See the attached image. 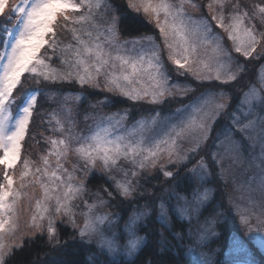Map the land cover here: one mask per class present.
Returning <instances> with one entry per match:
<instances>
[{
	"label": "snow or ice",
	"instance_id": "6c2138e0",
	"mask_svg": "<svg viewBox=\"0 0 264 264\" xmlns=\"http://www.w3.org/2000/svg\"><path fill=\"white\" fill-rule=\"evenodd\" d=\"M186 5L201 11L194 0H0V233L7 226L8 236L0 235V264H12L16 252L38 236L45 256L66 255L69 248L73 256L85 254L84 261L52 264H99L103 253L86 249L119 251L116 233L107 235L111 214L100 210L117 199L134 204L144 197L151 199L130 217L125 254L139 252L145 240L133 231L137 222L155 217L161 229L152 250L137 260L163 264L160 257L169 250H194L218 235L214 226L226 220L227 209L215 202L210 177L224 187L231 181L240 193L228 195L229 208L247 200L238 213L242 235L232 237L228 254L234 264H255L245 237L257 233L264 248V169L260 200L251 196L256 178L237 176L246 171L245 145L259 143L264 156V0H208L207 14L200 16L189 14ZM126 20L153 25L163 44L149 33L125 35ZM215 28L227 34L231 48ZM207 46L212 54L201 60ZM253 61L256 76L234 97L231 86L248 77ZM171 73L183 80L172 81ZM66 84L80 92L65 91ZM96 92L111 98L90 102L92 109L112 98L148 108L131 125L129 108L86 114L93 123L80 129L77 102ZM171 104L177 106L164 111ZM41 141L46 147L35 159ZM122 161L142 171L129 178ZM93 172L106 181L94 192L87 188ZM182 172L190 192L178 190ZM29 185H38L42 196L35 199L31 223L17 234L18 206L28 196L21 190ZM208 207L213 211L203 227L196 233L185 228ZM194 264L215 261L201 252Z\"/></svg>",
	"mask_w": 264,
	"mask_h": 264
},
{
	"label": "trees",
	"instance_id": "16d2710c",
	"mask_svg": "<svg viewBox=\"0 0 264 264\" xmlns=\"http://www.w3.org/2000/svg\"><path fill=\"white\" fill-rule=\"evenodd\" d=\"M204 2L202 0V6L201 8H204ZM139 19V18H137ZM124 34H140V33H149L153 34L157 39L159 38V31L156 29L153 25L148 24L140 20V22H136L134 20H126L124 22V28H123ZM54 63L58 65V61L54 60ZM254 66L250 67V74L249 78L251 79L254 76H256L258 69L256 67L257 63L256 61H253ZM248 79H245L246 82L240 81L238 84L231 86L232 88V94L234 97L239 95V88L245 87L247 85ZM65 91L70 92H78L80 91L79 86L77 85H64ZM94 96H97V94H94ZM40 99V98H38ZM235 103V100L233 101ZM113 107H120V108H127L131 107L134 108L139 105L131 104V102L127 100H122L121 98H114V104ZM147 107H143L142 105L137 107L133 112L135 114L141 113L145 111ZM134 119V114H132ZM39 139V137H37ZM26 146L28 144V139L26 138ZM43 148V142L41 141L39 144L35 146L33 149L34 155H37L41 152ZM184 176V175H183ZM183 176L181 175V183L178 185V190L180 192H190L191 186L187 185L183 182ZM105 179L100 174H94L90 177L89 181L87 182V187L96 190L101 184H105ZM222 183L216 187V195H215V202L218 203L219 201H223L225 209L226 201H224V197L226 196V191L223 189ZM226 198V197H225ZM227 199V198H226ZM119 200V199H117ZM114 202L113 206L115 209H118V212H120L123 215V219L125 220L127 218V214L129 212V209L132 207V204H127V208L125 209L124 206H120V202L112 201ZM117 207V208H116ZM212 207H208L206 211L203 212L202 217H205L207 214L212 213L209 210H212ZM226 220L223 223H217L214 226V230L218 233L217 236H211L207 241H210L209 244H206L202 246V248L198 247L194 250H201L203 252L208 253L214 261L215 264H234V260L230 258H225V251L233 237L232 233L233 231H237L239 234H242L241 231L238 229L237 225L235 224V217L232 212H226ZM185 228H188L191 232L194 230V223L191 220H188V222L184 225ZM174 230L178 229L180 226L179 224H175L174 222ZM158 229H161V226L156 222L155 217H151L148 219L146 224L142 225L140 228V232L145 237L144 243L141 246V249L139 252L135 254V256L131 259L126 258L124 255H117L116 259H113L109 253H107L105 250L102 249H86V252H90L94 256L97 254V252L103 253L102 255H99L98 260L99 264H139V261L137 260V257L144 251H151L152 248L150 246L154 245L155 242V233ZM62 232H64V229H61ZM165 233L167 234V229H164ZM67 233H65L66 235ZM245 239H248L245 237ZM205 241V242H207ZM204 242V243H205ZM249 243V247L251 248V251L254 253L253 258L258 264H264V255L259 253L260 251L255 246L254 242L250 238V241L247 240ZM218 249L215 253L214 250ZM194 250H190V246H182L181 249H177L176 251L169 250L166 252V254L160 259L163 261V264H194ZM46 247L44 244V241L41 237H37L34 242L31 244L25 243L22 251H17L15 259L12 261V264H52L53 260L59 261V260H67V261H84L85 260V254L82 253L79 256H73L71 255L72 249L69 248L67 250L66 255L61 253H55L48 256H45Z\"/></svg>",
	"mask_w": 264,
	"mask_h": 264
},
{
	"label": "rangeland",
	"instance_id": "374dc122",
	"mask_svg": "<svg viewBox=\"0 0 264 264\" xmlns=\"http://www.w3.org/2000/svg\"><path fill=\"white\" fill-rule=\"evenodd\" d=\"M194 2L201 3V6H202V0H194ZM203 2L205 3L204 4V8H201V11L200 12L193 11L190 7H187V5L185 6L186 7V11L189 14L193 15V16H200L201 14L206 15L207 14L206 4H207L208 0H203ZM242 2H244V0H242ZM214 31L216 33H219L221 36H223V43L228 48H231L232 47L231 42L227 38V34L223 33L222 29L215 28ZM157 42L160 43L161 45L163 44V41L160 38V36L157 39ZM211 54H212L211 53V46H207V52L205 53L204 50H201V53H200V57L199 58L201 60H207V57L210 56ZM233 55H236V54L233 52ZM163 56H164V59H165V62L167 64L168 68L171 70L174 67V65H172L170 62L167 61V53H166V50L163 52ZM252 65L254 66V63L253 62H251L249 66H252ZM249 74H250V71H249L248 77L246 79L249 78ZM171 80L172 81H175V80H183V78L176 76L175 73H171ZM242 81H244V83L246 82V80H242ZM205 83L207 84V82H205ZM214 83L215 84H218V82H214ZM79 92L80 91H78V92H72V93L73 94H76V93H79ZM95 94H97V96H94V94H93L90 98H88V99H82L80 102H77L78 103V112H79V115L77 116V120L79 122V128L80 129L85 128V125L86 124H89L90 125V124L93 123V121L91 119L85 121V115L86 114L104 113V114H109L110 115L113 112H119V111H122L124 109V108H120V107H113L112 105L114 104V102L111 103V104L102 105L99 108H95V109L90 108L89 107L90 102H94V101L100 99L101 97H109V98H111V94L110 93H106V92H96ZM112 99H114V98H112ZM139 106H141V105H139ZM139 106H136L134 108L127 107V108H129V116H128V119L126 121V125H131L132 123L135 122L136 119L139 118L140 113L135 114V112H133ZM142 106L143 107H147V105H142ZM176 106H177L176 104L165 105L164 111L167 112L170 109L175 108ZM132 114H134V119H133ZM45 147L46 146L43 144L42 150ZM245 156L247 158L246 171H244V172H242V174L238 175L237 176V179L239 181H244V180H247L250 177H255L256 178L255 179V182L252 184L253 191L251 192V196H252L253 199L260 200V198H261V191H260L259 181L261 179L262 169H264V156L261 155V148H260L259 143H257L256 146L254 148H252V149H249L248 146L245 145ZM33 157L35 159H39V155L38 154L37 155H34V153H33ZM121 163L123 164V166L125 167V169L129 172V178L135 179V178H133L131 176V173L133 171H142V170H140L138 168H133V166L131 164H128L126 162H123L122 161ZM67 167L69 169H71L72 163L69 162L68 165H67ZM94 174H99V173L93 172L91 174V176L94 175ZM181 175L183 176L184 173L182 172ZM116 178L117 179H121L122 178V174L121 173H117L116 174ZM209 179H210V182H211V186H213L214 189H215V195H216V191L218 192V190H216V187L218 185H220L221 182L218 181V180H216L214 177H210ZM34 188H35V190H33ZM88 189H90V188H88ZM223 189L226 191V196H225L226 198L228 197L229 194H232L234 197H237V198L240 196V193L233 192V187H232L231 181H229L228 187H223ZM90 190H92V189H90ZM21 191L22 192H27L28 193V196L22 195L20 205L18 206V213H17V219H16L17 234H19L20 232L24 231L26 229V226L29 223H31V214H32V212L35 211V199L40 198L42 196V192L40 191L38 185H36V186L29 185L26 189H23ZM92 191L94 192V190H92ZM160 194L161 193L159 192V190H157L156 195L159 196ZM244 195L247 196L248 193H245ZM225 197H224V201H226V206H227V208H226L227 211L226 212H232L233 213V215L235 217V224L237 225L238 229L242 233V228H241V225L239 224L238 213L240 211H243L244 210L243 209V205H245L247 203V200L246 199L245 200H239V199H237L236 200V203L241 204L242 207L239 208V209H237L236 205L233 204L231 206V208H229V205L227 203V199ZM93 199H94L93 197H89L88 198V202H92ZM150 199H151V197L138 198L135 201V203L132 204V207L129 209V212L127 214V218L125 220L123 219V215L120 212H118V209H115L114 208V206H113L114 202H111L108 207L100 210L101 212H106V213H110L111 214V217L110 218L112 220V225L110 226V230L107 233V235L111 236L112 235V232L114 231L116 233V236H117V243H118V246H119V251L116 254H110L113 259H116L117 258V255H119V256L120 255H124L128 259H131V258H133L135 256V254H134L133 256L129 257V256H127L125 254V248H126L125 242L129 239V236H128V233H127V225L129 223L130 217L134 213L135 214H138L139 213V209L141 208V206H143L146 202L150 201ZM117 201L120 202V206H124L125 209L127 208L128 202H121L119 200H116V204H117ZM222 202L223 201L221 200L218 203H222ZM29 203H30L31 207H30L29 210L26 211L25 208H26V206ZM81 207L83 208L82 205H81ZM83 210H86V209H83ZM209 211L212 212L213 209L212 210H209ZM210 214L211 213L207 214L205 217H202V215H200L199 217L193 215L189 219V220H191L194 223V230L192 231V233H196L199 228L203 227V221ZM226 216H227V213H226ZM150 218L151 217H144V218H142L133 227V231L135 232V235L137 237H143V235L140 232V228H141L142 225L146 224V222ZM77 220H82V217L80 215H78L77 216ZM0 235L5 236V239L6 240L8 239V236H7V226L5 228V232L4 233H0ZM232 235L234 237V236H240L242 234H239L237 231H233ZM210 237H211V235H209L208 239ZM247 238L248 239H246V240H248V241H250V238H251L252 241L254 242L255 246L257 247V249L260 251L259 253H261V254L264 255V248H261L259 246V243H258V239H259L258 234L255 233V232H253V233L249 234L247 236ZM210 241L205 242L204 245L209 244ZM143 243H142V245H143ZM247 247L249 249L250 259L253 260L255 262V264H258L254 260V258H253V254L254 253L251 251V248L249 247V243L248 242H247ZM200 248H202V247H200ZM102 250H105L107 252L106 249H102ZM217 250L218 249H215L214 252L216 253ZM201 252H203V251H201V250H194V260H196L197 258H199ZM204 253H206V252H204ZM206 254H208V253H206ZM224 255H225V258L233 259L228 254V247H227Z\"/></svg>",
	"mask_w": 264,
	"mask_h": 264
},
{
	"label": "clouds",
	"instance_id": "9594fccd",
	"mask_svg": "<svg viewBox=\"0 0 264 264\" xmlns=\"http://www.w3.org/2000/svg\"><path fill=\"white\" fill-rule=\"evenodd\" d=\"M128 245V240L125 242V246H127Z\"/></svg>",
	"mask_w": 264,
	"mask_h": 264
}]
</instances>
